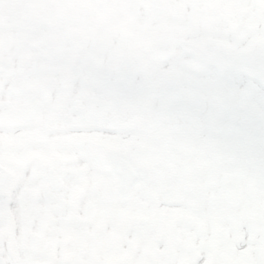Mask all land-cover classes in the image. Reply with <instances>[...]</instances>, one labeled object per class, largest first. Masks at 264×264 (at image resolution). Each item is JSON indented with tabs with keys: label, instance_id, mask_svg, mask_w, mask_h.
<instances>
[{
	"label": "snow or ice",
	"instance_id": "snow-or-ice-1",
	"mask_svg": "<svg viewBox=\"0 0 264 264\" xmlns=\"http://www.w3.org/2000/svg\"><path fill=\"white\" fill-rule=\"evenodd\" d=\"M27 2L30 63L0 41V264H264V0H175L204 30L162 45L113 44L110 0Z\"/></svg>",
	"mask_w": 264,
	"mask_h": 264
},
{
	"label": "flooded vegetation",
	"instance_id": "flooded-vegetation-1",
	"mask_svg": "<svg viewBox=\"0 0 264 264\" xmlns=\"http://www.w3.org/2000/svg\"><path fill=\"white\" fill-rule=\"evenodd\" d=\"M149 0H110L104 11L105 22L112 26V43L119 44L121 28L126 27L138 40L146 44H164L169 35L179 33L192 38L204 30V24L190 13L176 6L175 0H153L163 10L156 14ZM38 13V9L27 0H11L0 6V41L7 43L5 60L9 69L26 67L30 61L19 62L15 42L22 28ZM61 20L59 23H67Z\"/></svg>",
	"mask_w": 264,
	"mask_h": 264
},
{
	"label": "water",
	"instance_id": "water-1",
	"mask_svg": "<svg viewBox=\"0 0 264 264\" xmlns=\"http://www.w3.org/2000/svg\"><path fill=\"white\" fill-rule=\"evenodd\" d=\"M155 10H156V11L158 10V7H157V6H155Z\"/></svg>",
	"mask_w": 264,
	"mask_h": 264
}]
</instances>
